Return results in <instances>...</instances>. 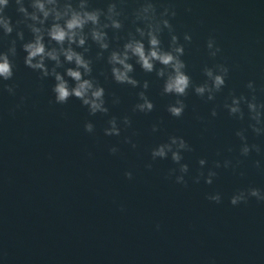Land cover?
Instances as JSON below:
<instances>
[{"label":"water","instance_id":"1","mask_svg":"<svg viewBox=\"0 0 264 264\" xmlns=\"http://www.w3.org/2000/svg\"><path fill=\"white\" fill-rule=\"evenodd\" d=\"M172 2L175 34L181 43L183 33L192 37L182 57L191 80L201 83L204 65L222 63L229 69L225 87L211 102L189 88L182 116L171 117L165 108L175 97L161 94L162 81L155 71L145 73L134 64L132 75L149 82L145 93L154 107L147 114L133 113L140 89L115 83L104 59L94 60L92 75L105 89L108 116L127 114L131 120L119 136H105L108 116H89L78 99L52 102L51 78L41 79L23 64L17 41L13 77L4 81L16 85L15 95L0 92L3 264H264V202L255 198L236 206L228 202L235 190H264V135L248 128L246 108L239 120L222 108L229 91L249 95L248 80L254 82L257 100L264 103V7L256 0ZM90 3L105 6V0ZM135 6V0H125L123 11L131 13ZM5 14L17 19L15 5L10 3ZM123 24L117 37L132 29L129 20ZM108 34L110 47L122 43L112 39L111 30ZM29 36L25 30V38ZM209 36L221 49L214 59L204 46ZM14 37L13 32L0 40V50H6ZM161 41L166 47V30ZM88 44V55L94 57L97 49L91 41ZM113 95L120 98L119 104L111 103ZM20 97L24 100L17 108ZM214 105L217 115L211 117ZM86 120L94 125L92 133L83 129ZM156 122L158 130L153 133L150 127ZM237 130L261 151L241 156ZM169 135L182 136L192 149L182 154L181 162L188 164L185 185L175 183L177 173L168 176L169 169L177 168L170 159H150V149ZM125 136L135 148L124 142ZM112 145L118 148L115 154L108 152ZM201 158L206 161L203 168L197 163ZM225 159L231 161L228 168L223 167ZM257 160L260 168L254 165ZM216 161L219 168L214 167ZM147 163L151 168L145 167ZM209 168L216 172L211 184H205L203 176L193 182L198 171L206 175ZM125 171L132 173L131 179L124 177ZM213 192L221 195L219 203L206 199Z\"/></svg>","mask_w":264,"mask_h":264},{"label":"clouds","instance_id":"2","mask_svg":"<svg viewBox=\"0 0 264 264\" xmlns=\"http://www.w3.org/2000/svg\"><path fill=\"white\" fill-rule=\"evenodd\" d=\"M10 3L15 5L17 13L15 20L5 14V9ZM124 3L125 0H105V6L100 8L92 7L90 0H0V40L15 33L7 49L0 50V92L7 91L9 95H15L16 85L5 84L4 81L13 77V58L17 55V41H20V49L24 53L23 64L38 73L39 78H51L52 102L64 104L69 97H74L80 101L82 107L86 108L89 116L97 113L108 116L109 113L105 102V89L97 77L92 75L94 60L101 58L107 64L108 72L115 83L140 89L136 93V102L131 106L133 113L147 114L154 107L145 93L149 82L138 81L132 75L134 64L145 73L155 71L156 78L162 81L161 94L175 97L165 108L171 117L182 116L186 107L183 97L187 95L189 88L195 96L205 102L214 101L216 94L225 87L229 69L222 63H214L211 66L206 64L201 69L204 80L198 84L193 83L186 71L187 65L182 59L185 54V44L190 42L192 37L188 32L183 33L184 43H181L180 38L175 34L170 22L177 14L172 0H135L136 6L131 13L123 11ZM256 4L264 7V0H256ZM185 11H190V8H185ZM124 20H129L132 29L125 35L117 37L116 33L123 28ZM25 30L30 34L27 39ZM108 30L113 32V40L118 38L122 43L110 47ZM165 30L168 33L166 47L161 41V34ZM89 41L97 49L94 57L88 55ZM204 46L209 58L214 59L221 51L212 36L206 39ZM245 87L249 90L248 96L243 93L235 95L229 91L224 98L222 108L229 116L238 120L244 118L243 109L246 108L248 128L257 136L264 135V103L257 100L256 87L252 80H248ZM23 100L24 97H20V104L15 107L19 108ZM111 103L119 104L120 98L113 95ZM209 115L216 117L215 105L210 109ZM197 119L200 117L197 116ZM106 125L103 128L105 136H119L122 128L131 125V120L127 114L119 118L112 115L108 116ZM158 126L159 122L151 124V132H157ZM83 129L86 133H92L94 125L86 120ZM235 135L241 141L239 148L241 156H247L250 150L258 153L261 151L258 145H249L246 142L243 130H237ZM124 142L131 143L132 148L136 147L127 136L124 137ZM191 150V146L182 136L169 135L165 142L156 144L150 149V159L152 161L157 158L170 159L177 168L169 169L168 176L173 172L177 173L174 176L175 183L185 185L188 164L181 162L182 154ZM117 151L115 145L108 147L110 154H115ZM228 151L231 149L229 148ZM88 155L91 156V153ZM197 163L203 168L206 161L201 158ZM230 164L231 161L227 159L223 161L224 168H228ZM254 165L260 168L261 162L254 161ZM151 166V163L145 164L146 168ZM220 166V161L214 162L215 168ZM232 167L235 168V165ZM123 175L127 179L132 178L130 171H125ZM201 176L205 184H211L216 172L212 168L207 170L206 175L198 171L197 175L192 177L193 182L198 183ZM249 198L264 202V190L257 187L238 189L230 195L228 202L236 206L247 202ZM206 199L219 203L221 195L213 192L206 194ZM155 227L159 229L160 226L156 224ZM0 264H3L2 258Z\"/></svg>","mask_w":264,"mask_h":264}]
</instances>
